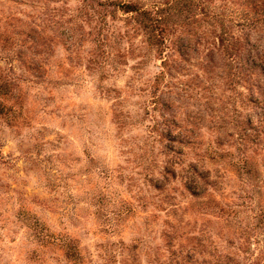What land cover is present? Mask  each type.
I'll list each match as a JSON object with an SVG mask.
<instances>
[{
	"label": "rangeland",
	"instance_id": "rangeland-1",
	"mask_svg": "<svg viewBox=\"0 0 264 264\" xmlns=\"http://www.w3.org/2000/svg\"><path fill=\"white\" fill-rule=\"evenodd\" d=\"M0 264H264V0H0Z\"/></svg>",
	"mask_w": 264,
	"mask_h": 264
}]
</instances>
